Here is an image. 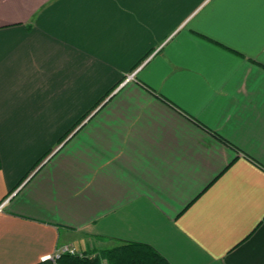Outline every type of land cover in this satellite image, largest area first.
Returning <instances> with one entry per match:
<instances>
[{
  "label": "crops",
  "instance_id": "0c3cea01",
  "mask_svg": "<svg viewBox=\"0 0 264 264\" xmlns=\"http://www.w3.org/2000/svg\"><path fill=\"white\" fill-rule=\"evenodd\" d=\"M123 242L264 264V0H0V264Z\"/></svg>",
  "mask_w": 264,
  "mask_h": 264
},
{
  "label": "trees",
  "instance_id": "16d2710c",
  "mask_svg": "<svg viewBox=\"0 0 264 264\" xmlns=\"http://www.w3.org/2000/svg\"><path fill=\"white\" fill-rule=\"evenodd\" d=\"M170 264L155 248L147 243L123 242L95 254L63 253L55 261L46 259L36 264Z\"/></svg>",
  "mask_w": 264,
  "mask_h": 264
},
{
  "label": "rangeland",
  "instance_id": "374dc122",
  "mask_svg": "<svg viewBox=\"0 0 264 264\" xmlns=\"http://www.w3.org/2000/svg\"><path fill=\"white\" fill-rule=\"evenodd\" d=\"M65 248H66V251L63 252V250H60L58 253H61V254H63V253H71V254H79V255L85 254V252H83L82 250L76 248L74 245H67V246H65ZM71 249L72 250L75 249V251L72 252Z\"/></svg>",
  "mask_w": 264,
  "mask_h": 264
},
{
  "label": "built area",
  "instance_id": "2783aa9c",
  "mask_svg": "<svg viewBox=\"0 0 264 264\" xmlns=\"http://www.w3.org/2000/svg\"><path fill=\"white\" fill-rule=\"evenodd\" d=\"M61 250H63V252H64V251H66V248L64 247ZM71 251L73 252V251H75V249L74 250L71 249ZM60 254L61 253H57L55 255L49 256L47 259H50L52 261H55L56 258H58L60 256ZM101 264H107V261L105 259H103L102 262H101Z\"/></svg>",
  "mask_w": 264,
  "mask_h": 264
},
{
  "label": "snow or ice",
  "instance_id": "6c2138e0",
  "mask_svg": "<svg viewBox=\"0 0 264 264\" xmlns=\"http://www.w3.org/2000/svg\"><path fill=\"white\" fill-rule=\"evenodd\" d=\"M237 2H243V0H237Z\"/></svg>",
  "mask_w": 264,
  "mask_h": 264
}]
</instances>
